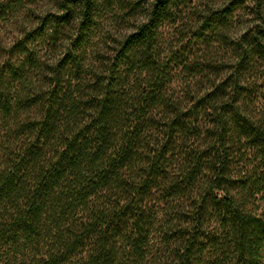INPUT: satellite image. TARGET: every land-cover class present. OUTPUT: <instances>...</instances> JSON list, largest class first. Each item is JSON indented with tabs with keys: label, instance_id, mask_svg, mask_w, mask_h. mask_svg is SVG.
<instances>
[{
	"label": "clouds",
	"instance_id": "obj_1",
	"mask_svg": "<svg viewBox=\"0 0 264 264\" xmlns=\"http://www.w3.org/2000/svg\"><path fill=\"white\" fill-rule=\"evenodd\" d=\"M97 261L264 264V0H0V264Z\"/></svg>",
	"mask_w": 264,
	"mask_h": 264
},
{
	"label": "trees",
	"instance_id": "obj_2",
	"mask_svg": "<svg viewBox=\"0 0 264 264\" xmlns=\"http://www.w3.org/2000/svg\"><path fill=\"white\" fill-rule=\"evenodd\" d=\"M96 127L97 128H101L102 127V123H98L97 125H96ZM67 143V142H66ZM73 149H72V147H71V145H69V154L71 153V151H72ZM38 157H36V156H34L33 157V159H37ZM97 264H102V261H97Z\"/></svg>",
	"mask_w": 264,
	"mask_h": 264
}]
</instances>
